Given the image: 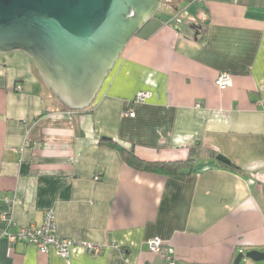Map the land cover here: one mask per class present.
Returning a JSON list of instances; mask_svg holds the SVG:
<instances>
[{
    "label": "crops",
    "instance_id": "crops-1",
    "mask_svg": "<svg viewBox=\"0 0 264 264\" xmlns=\"http://www.w3.org/2000/svg\"><path fill=\"white\" fill-rule=\"evenodd\" d=\"M166 4L172 17L147 21L81 112L28 55L0 54V233L2 214L14 233L52 210L58 236L104 247L64 259L0 237V264H162L154 237L176 264H232L264 248V0ZM223 73L232 86L221 91ZM138 92L151 98L134 103ZM106 139L146 162H194L183 177L135 171Z\"/></svg>",
    "mask_w": 264,
    "mask_h": 264
},
{
    "label": "water",
    "instance_id": "water-1",
    "mask_svg": "<svg viewBox=\"0 0 264 264\" xmlns=\"http://www.w3.org/2000/svg\"><path fill=\"white\" fill-rule=\"evenodd\" d=\"M162 0H0V54L28 55L41 79L70 111L91 106L127 43ZM264 262L238 253L233 264Z\"/></svg>",
    "mask_w": 264,
    "mask_h": 264
},
{
    "label": "built area",
    "instance_id": "built-area-1",
    "mask_svg": "<svg viewBox=\"0 0 264 264\" xmlns=\"http://www.w3.org/2000/svg\"><path fill=\"white\" fill-rule=\"evenodd\" d=\"M215 84L221 91L232 86L230 77L225 73L218 76ZM150 98V92H138L135 96L134 103H144ZM262 109L264 113V103L262 104ZM123 115L133 117L134 112L129 109L127 112L123 113ZM5 202L9 205L14 204V201L12 200H5ZM1 219L6 223V228L0 233L1 238H5L12 245L16 243L33 245L41 254H47L50 250H53L56 255L68 259L70 256V250L74 246L81 247L87 253L92 255H99L104 248L101 245H95L88 242L75 243L71 239L58 236L54 212L52 210L45 212L40 225L30 224L23 227L18 226L14 233L8 231L11 226H15L11 216L8 214H2ZM146 245L149 252L158 255L162 259V264H176V257L173 249L164 245L159 237L151 238L146 242ZM239 253L244 254L245 251L241 250Z\"/></svg>",
    "mask_w": 264,
    "mask_h": 264
},
{
    "label": "trees",
    "instance_id": "trees-1",
    "mask_svg": "<svg viewBox=\"0 0 264 264\" xmlns=\"http://www.w3.org/2000/svg\"><path fill=\"white\" fill-rule=\"evenodd\" d=\"M62 106L65 108L63 104ZM103 143L116 149L119 152L123 162L135 171L152 173L168 177H183L190 173L192 164L194 162V160L191 158L184 162L174 163L146 162L139 159L132 151L125 150L112 140L106 139L105 141H103ZM211 155L217 160L220 165L226 168H230L232 170H238L237 167L224 156L214 153H212Z\"/></svg>",
    "mask_w": 264,
    "mask_h": 264
},
{
    "label": "rangeland",
    "instance_id": "rangeland-1",
    "mask_svg": "<svg viewBox=\"0 0 264 264\" xmlns=\"http://www.w3.org/2000/svg\"><path fill=\"white\" fill-rule=\"evenodd\" d=\"M168 0H162L158 10L156 11L155 13V16H159V15H162L164 11L168 12L167 15H169V17H172V13L169 11V6L166 4ZM244 251H247L244 249ZM260 252H263L264 253V248L263 249H260L259 250ZM239 252H237L236 256L238 255ZM235 256V257H236ZM233 264V262H232ZM239 264H264V262H260V263H254L250 260H247V259H243L241 260V262Z\"/></svg>",
    "mask_w": 264,
    "mask_h": 264
}]
</instances>
